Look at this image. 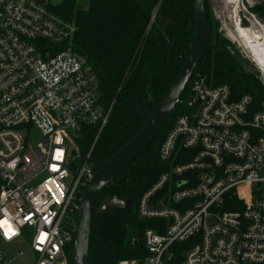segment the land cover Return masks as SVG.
Wrapping results in <instances>:
<instances>
[{"label":"built area","instance_id":"2783aa9c","mask_svg":"<svg viewBox=\"0 0 264 264\" xmlns=\"http://www.w3.org/2000/svg\"><path fill=\"white\" fill-rule=\"evenodd\" d=\"M216 1L234 5L227 35L264 84V61L237 29L239 11L250 28L264 24L252 10L264 1ZM47 3L0 0V264H14L25 247L34 264H70L78 193L99 168L83 131L101 130L110 115L96 74L69 42L75 24ZM191 78L187 111L159 147L170 168L137 204L141 218L165 222L145 232V264H264V99L236 96L201 71Z\"/></svg>","mask_w":264,"mask_h":264},{"label":"trees","instance_id":"16d2710c","mask_svg":"<svg viewBox=\"0 0 264 264\" xmlns=\"http://www.w3.org/2000/svg\"><path fill=\"white\" fill-rule=\"evenodd\" d=\"M78 2H48L47 7L75 24L69 42L96 74L100 102L110 109L101 130L90 126L83 131L88 147L95 142L93 157L105 162L139 132L190 57L195 40L194 0H89L87 7ZM252 10L264 20V2ZM205 11L209 34L210 28L213 34L194 72H204L211 84H228L236 96L249 93L256 103L260 102L264 99V84L258 72L244 67L237 55L227 50L231 42L218 32L219 20L213 15L210 0H205ZM161 15L171 20L166 30L159 22ZM181 103L180 97L176 106ZM175 108L146 148L101 190L91 222L88 264H145L149 255L145 232L165 222L141 218L137 204L170 168V163L160 158L159 147L174 123L171 117L176 114ZM85 190L78 193L79 205ZM105 198L122 199L126 204L114 212H100L97 206ZM79 214V210L74 214V225ZM75 237L67 249L70 264Z\"/></svg>","mask_w":264,"mask_h":264},{"label":"water","instance_id":"95a60500","mask_svg":"<svg viewBox=\"0 0 264 264\" xmlns=\"http://www.w3.org/2000/svg\"><path fill=\"white\" fill-rule=\"evenodd\" d=\"M35 1L42 5L47 3V0ZM239 16L242 21V27L251 26L250 20L244 16L243 11H239ZM194 21L195 40L193 41L192 51L172 83V87L169 88L161 102L155 105L154 110L148 114L149 117L139 132L124 147L115 153L109 161H95L99 168L88 184L80 204V214L76 229L77 237H75L74 252L72 253L73 264H88L91 222H93L95 202L100 192H102L101 190L124 166L134 160L162 129L171 116L197 64L206 55L209 48V26L205 11V0H194ZM159 22L162 24L163 29L166 30L171 20L161 15L159 16ZM165 202L166 199L159 206H162ZM117 208L119 207L115 203L114 208L108 212H114ZM121 264H129V262L124 261Z\"/></svg>","mask_w":264,"mask_h":264},{"label":"rangeland","instance_id":"374dc122","mask_svg":"<svg viewBox=\"0 0 264 264\" xmlns=\"http://www.w3.org/2000/svg\"><path fill=\"white\" fill-rule=\"evenodd\" d=\"M60 1L61 0H49L48 2L53 3V4H57ZM78 1H79L78 2L79 5L81 7H87L89 0H78ZM220 2H221V0H220ZM210 6H211L214 17H216L219 20L218 32L223 37L227 38L230 41V39L227 35V32H228V29L234 28V27H232V22H231V19L233 16V9L235 8L234 5H233V7H229L228 9H225V8L220 9V8H218V3L216 0H210ZM210 30L211 31H210L209 37H210V35L213 34V31L211 28H210ZM213 44H214L213 47L216 48V45L214 42H213ZM209 45H210V43H209ZM227 50H229L231 53H233V55L234 54L237 55V58H238L237 60L244 67H246L247 69L257 70L256 67L253 64H251L247 58H245L243 48L239 47L237 43L233 44L231 42V44H229L227 46ZM191 85H192V78L189 79L185 90L182 92V94L180 96L184 103L178 104L176 106V108H175L176 114L171 117V120H174V118H176L177 115H179L180 113L187 111L186 103H188L187 101L190 98ZM31 137H32L33 142L35 144L41 138V134L38 130L33 128L31 131ZM94 168H96V167L94 166ZM115 203L117 204V207H121L124 204H126L125 200H122V199L105 198V199L100 200L99 205L97 206V210L100 212H108L114 208ZM21 248H22V245H21ZM25 250H26V255L19 258L18 260H16V262L14 264H34L35 260H34L33 254L30 252V249H28V247L27 248L25 247ZM129 264H134V263L131 262Z\"/></svg>","mask_w":264,"mask_h":264},{"label":"bare ground","instance_id":"6f19581e","mask_svg":"<svg viewBox=\"0 0 264 264\" xmlns=\"http://www.w3.org/2000/svg\"><path fill=\"white\" fill-rule=\"evenodd\" d=\"M225 6V8L229 7L228 5ZM234 13L237 16L238 10ZM237 29L239 31V40L248 43V45L251 44L259 60L264 61V24L260 26L255 22L252 28L240 25Z\"/></svg>","mask_w":264,"mask_h":264},{"label":"flooded vegetation","instance_id":"af4514ba","mask_svg":"<svg viewBox=\"0 0 264 264\" xmlns=\"http://www.w3.org/2000/svg\"><path fill=\"white\" fill-rule=\"evenodd\" d=\"M161 24V23H160ZM168 27V26H167ZM162 28H163V26H162ZM164 30V29H163Z\"/></svg>","mask_w":264,"mask_h":264}]
</instances>
